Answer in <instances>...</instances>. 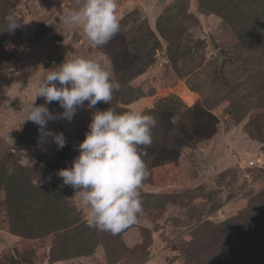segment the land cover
<instances>
[{"label": "rangeland", "instance_id": "rangeland-1", "mask_svg": "<svg viewBox=\"0 0 264 264\" xmlns=\"http://www.w3.org/2000/svg\"><path fill=\"white\" fill-rule=\"evenodd\" d=\"M80 4L0 0V264H264V0H118L122 30L101 47L61 22ZM101 54L120 83L110 104L49 121L62 149L38 144L23 123L34 83ZM108 107L157 119L143 211L119 234L90 228L57 175Z\"/></svg>", "mask_w": 264, "mask_h": 264}, {"label": "clouds", "instance_id": "clouds-1", "mask_svg": "<svg viewBox=\"0 0 264 264\" xmlns=\"http://www.w3.org/2000/svg\"><path fill=\"white\" fill-rule=\"evenodd\" d=\"M117 7L118 0H81L78 7L65 11L61 22L65 29H81L91 46L101 47L122 30ZM6 19L9 32L20 27L14 16ZM119 89L120 83L106 67L103 54L65 59L32 86L33 99L24 108L23 123L38 125V144H45L51 137L62 149L66 145L63 132L49 130L48 122H71L85 102L88 108L99 102L110 104ZM37 98H43L44 103L37 105ZM53 101L58 102L62 112L49 110L47 105ZM156 126L153 115L137 109L117 113L108 107L93 113L89 130L78 145L79 155L71 167L57 172L63 185L74 190L81 208L87 210L90 228L119 234L138 222L143 211L140 189L149 175L145 149L153 143L152 130Z\"/></svg>", "mask_w": 264, "mask_h": 264}, {"label": "built area", "instance_id": "built-area-1", "mask_svg": "<svg viewBox=\"0 0 264 264\" xmlns=\"http://www.w3.org/2000/svg\"><path fill=\"white\" fill-rule=\"evenodd\" d=\"M253 162H251L250 164H252Z\"/></svg>", "mask_w": 264, "mask_h": 264}]
</instances>
